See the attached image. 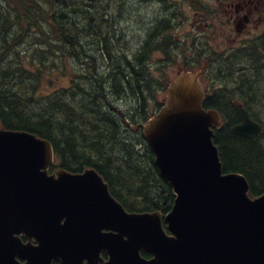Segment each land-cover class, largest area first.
<instances>
[{"label":"trees","instance_id":"obj_1","mask_svg":"<svg viewBox=\"0 0 264 264\" xmlns=\"http://www.w3.org/2000/svg\"><path fill=\"white\" fill-rule=\"evenodd\" d=\"M169 1L138 0L163 5L137 34L121 27L127 0H0V127L46 138L51 169L95 168L129 211L171 207L139 126L160 107L172 69L203 60V104L222 115L213 136L222 170L241 172L251 196L264 191V32L208 57L202 38L176 37L180 3L169 9ZM235 100L262 124L258 136L231 130L240 121Z\"/></svg>","mask_w":264,"mask_h":264},{"label":"water","instance_id":"obj_2","mask_svg":"<svg viewBox=\"0 0 264 264\" xmlns=\"http://www.w3.org/2000/svg\"><path fill=\"white\" fill-rule=\"evenodd\" d=\"M205 66L177 71L141 124L175 194L166 228L160 211L125 210L93 167L50 173L45 138L0 128V264H264V192L250 197L242 173L222 171L212 139L221 116L202 106ZM236 108L232 131L258 135L260 124Z\"/></svg>","mask_w":264,"mask_h":264},{"label":"rangeland","instance_id":"obj_3","mask_svg":"<svg viewBox=\"0 0 264 264\" xmlns=\"http://www.w3.org/2000/svg\"><path fill=\"white\" fill-rule=\"evenodd\" d=\"M193 1L171 0L164 4L169 9H176L180 3L173 30L177 38L187 37V43L194 36L204 37V42L209 43V51L218 54L241 47L247 40L264 32V0H254L257 8L252 9L253 21L241 33L235 31L236 23L233 19L237 0L233 2L231 0H196L195 5ZM162 5V2H154L150 8V4H140L138 0H127L126 7L122 11L121 27L137 33L134 28L143 27L148 21L147 14L152 10L159 11ZM156 58L157 55H154L153 60ZM182 60L183 58H180V61ZM175 70L176 67L172 69V72Z\"/></svg>","mask_w":264,"mask_h":264},{"label":"flooded vegetation","instance_id":"obj_4","mask_svg":"<svg viewBox=\"0 0 264 264\" xmlns=\"http://www.w3.org/2000/svg\"><path fill=\"white\" fill-rule=\"evenodd\" d=\"M231 1L233 2L234 0H231ZM237 3L235 5V9H234L235 13L233 15L234 17L233 19H235V23L237 26H240L241 29L242 28L245 29L253 21L252 16H251L252 9L256 10L257 7H256V4H254V0H237ZM140 252L141 253L144 252L147 254V257L144 256L145 258H150L152 256V254H150L149 252L145 250H141Z\"/></svg>","mask_w":264,"mask_h":264},{"label":"bare ground","instance_id":"obj_5","mask_svg":"<svg viewBox=\"0 0 264 264\" xmlns=\"http://www.w3.org/2000/svg\"><path fill=\"white\" fill-rule=\"evenodd\" d=\"M149 32V31H148ZM69 172H73V173H75L74 171H69Z\"/></svg>","mask_w":264,"mask_h":264}]
</instances>
